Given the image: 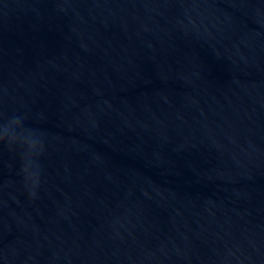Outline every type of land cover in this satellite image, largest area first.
<instances>
[{"label": "water", "instance_id": "water-1", "mask_svg": "<svg viewBox=\"0 0 264 264\" xmlns=\"http://www.w3.org/2000/svg\"><path fill=\"white\" fill-rule=\"evenodd\" d=\"M0 264H264V0H0Z\"/></svg>", "mask_w": 264, "mask_h": 264}]
</instances>
